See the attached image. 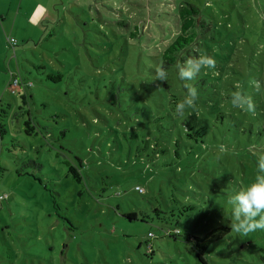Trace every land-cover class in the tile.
<instances>
[{
  "label": "rangeland",
  "instance_id": "rangeland-1",
  "mask_svg": "<svg viewBox=\"0 0 264 264\" xmlns=\"http://www.w3.org/2000/svg\"><path fill=\"white\" fill-rule=\"evenodd\" d=\"M184 1L211 15L201 55L250 62L236 64V83L255 111H231L239 125L220 120L206 143L199 137L192 151L185 144L190 152L179 159L177 127L168 125L177 119L154 121L165 110L145 96L150 75L141 64L144 51L162 52L175 38ZM0 7V194L8 195L0 264H264V230L231 231L228 203L254 181L264 154V0H20V9L19 0H1ZM10 72L31 86L9 90ZM208 118L215 121L207 112L201 120ZM204 148L210 157L199 158ZM221 160L228 177L216 172ZM130 212L143 220H129ZM174 229L176 239L166 234ZM206 235L204 249L187 241Z\"/></svg>",
  "mask_w": 264,
  "mask_h": 264
},
{
  "label": "trees",
  "instance_id": "trees-1",
  "mask_svg": "<svg viewBox=\"0 0 264 264\" xmlns=\"http://www.w3.org/2000/svg\"><path fill=\"white\" fill-rule=\"evenodd\" d=\"M175 15H177L179 19V24H177V29L179 30L178 33H176L175 38L163 49L162 52H158V50L154 51V49V52L148 51L147 53V51H144L141 65L146 70L147 75H150L149 83L144 87L146 91L145 96H148L153 100L152 102L155 107L163 108L165 110L164 115L155 117L154 121L158 122L166 116L177 119V121L169 120L168 125L169 127H177L178 135L175 137L177 139L175 145L178 149L174 152V155L176 158L180 159L185 155V153L190 152V150H187V148L184 147L185 144H189L192 151L194 150V145L198 144L196 141H198L199 137H202L201 144L206 143L210 133L212 132V127L216 126V128L219 129L220 120L228 119L230 116L229 119H232L233 125H236V123L239 125L240 120L231 115V111L237 110L231 105V93L234 91L236 81L238 80V69L236 68V64L246 67V64H250V62L246 60L238 61L234 59L233 57H236V54L234 53H231L228 57H224V59L218 55V62H216L214 68H202L194 81L181 80L179 78L176 65L178 62L182 63L190 56L201 55L199 50L200 46L203 44L201 40L210 29L211 15H204L197 5L188 1H184V3L182 2L180 6L176 7ZM135 35V33L129 34L127 37L128 45H130V41L134 39ZM169 36H171L170 30ZM7 41L10 49L15 51L18 46L16 40L9 36ZM156 44L157 43L155 42L154 47ZM161 65L167 72L166 81H159L155 79V70ZM10 75L12 80L8 85L9 90L19 91L21 88L23 89L24 87L31 86V83H22L18 74L10 72ZM207 76L210 78H207ZM50 78L55 81H60L61 75L59 74ZM186 83L193 84L198 90V97L201 98L196 100L195 109L185 108L183 116H180L176 113V106L182 102L184 97L187 95V89L184 87ZM219 88L222 89L220 94L217 93V89ZM205 90H207V94L202 97ZM199 101L200 104H198ZM211 101L213 102V105L217 104V106L212 107L210 104ZM207 107L212 109L208 111ZM204 112H207L209 117L215 118V121H211L209 118L207 121L201 120L202 116H204ZM183 136L186 139L185 142L182 140ZM151 148L156 151L155 155L159 156L158 143L152 145ZM207 150L209 149H202V153H200L198 157H210L207 156V153H205ZM162 151L165 152V150ZM211 159L212 164L218 163L216 156L211 157ZM221 165H223L222 160L220 162V166ZM218 168L219 169L216 170V172H219L220 175L228 177L226 167L221 166ZM69 172L74 175L75 179L80 181L81 176L74 171L73 167H69ZM135 190L142 192V189L139 186H136ZM5 195L6 197L0 201V208L2 202L8 198V195ZM171 216L173 217L174 214L171 213ZM125 217L132 221L139 219L143 220V218H140L135 212H130L126 214ZM166 234L174 239L182 235L179 229L167 230ZM151 235L152 234H150L149 237H151ZM187 241L189 243L193 241L196 243V246L204 249L212 242V239L209 235L204 237L191 236L187 237ZM148 248L151 249L152 246L149 245ZM198 257L202 260L200 253H198ZM262 258L264 260V257Z\"/></svg>",
  "mask_w": 264,
  "mask_h": 264
},
{
  "label": "clouds",
  "instance_id": "clouds-1",
  "mask_svg": "<svg viewBox=\"0 0 264 264\" xmlns=\"http://www.w3.org/2000/svg\"><path fill=\"white\" fill-rule=\"evenodd\" d=\"M215 65L214 58L208 55H199L190 56L182 63L178 62L176 67L181 80L194 81L202 68H214ZM155 72L156 80H167V72L162 65L158 66ZM251 83L257 91L261 90V81L253 80ZM184 87L187 89V95L176 106V113L180 116H183L185 108L195 109V102L198 99V90L193 84L186 83ZM235 88L237 90L231 93V105L244 112L254 113L255 106L252 97L243 91V85L236 83ZM219 151L223 153L227 149L222 144L219 146ZM257 160V174L254 181L228 200V203L232 205L231 231L238 234L247 235L257 230H264V154L258 155Z\"/></svg>",
  "mask_w": 264,
  "mask_h": 264
},
{
  "label": "crops",
  "instance_id": "crops-1",
  "mask_svg": "<svg viewBox=\"0 0 264 264\" xmlns=\"http://www.w3.org/2000/svg\"><path fill=\"white\" fill-rule=\"evenodd\" d=\"M1 1V0H0ZM18 9H20V0H19V7ZM5 14V8L4 7H0V18H2V16Z\"/></svg>",
  "mask_w": 264,
  "mask_h": 264
},
{
  "label": "built area",
  "instance_id": "built-area-1",
  "mask_svg": "<svg viewBox=\"0 0 264 264\" xmlns=\"http://www.w3.org/2000/svg\"><path fill=\"white\" fill-rule=\"evenodd\" d=\"M5 197H6V195H5V194H3V195H0V201H1V200H3Z\"/></svg>",
  "mask_w": 264,
  "mask_h": 264
}]
</instances>
